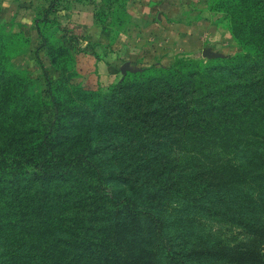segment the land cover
Wrapping results in <instances>:
<instances>
[{
  "label": "trees",
  "instance_id": "obj_1",
  "mask_svg": "<svg viewBox=\"0 0 264 264\" xmlns=\"http://www.w3.org/2000/svg\"><path fill=\"white\" fill-rule=\"evenodd\" d=\"M58 1L40 22L60 30L49 17ZM209 8L223 12L240 53L178 56L126 72L107 92L69 84L76 70L33 91L11 63L28 40L0 22V128L9 130L0 137V264H237L231 250L264 230V0ZM35 27L36 54L68 53L64 36ZM162 145L173 166L162 167ZM121 146L133 156L101 162ZM148 147L156 170L138 166L150 164ZM143 178L164 192L138 189L134 199L104 188L142 189ZM253 252L264 255V243Z\"/></svg>",
  "mask_w": 264,
  "mask_h": 264
},
{
  "label": "crops",
  "instance_id": "obj_2",
  "mask_svg": "<svg viewBox=\"0 0 264 264\" xmlns=\"http://www.w3.org/2000/svg\"><path fill=\"white\" fill-rule=\"evenodd\" d=\"M50 1L0 0V21H19L28 52L39 42L32 17ZM121 9L127 17L120 22ZM49 17L62 27L57 35L77 37L76 68L90 88L115 83L123 70L167 67L178 56L240 51L209 0H59Z\"/></svg>",
  "mask_w": 264,
  "mask_h": 264
},
{
  "label": "rangeland",
  "instance_id": "obj_3",
  "mask_svg": "<svg viewBox=\"0 0 264 264\" xmlns=\"http://www.w3.org/2000/svg\"><path fill=\"white\" fill-rule=\"evenodd\" d=\"M214 12L219 14V16H220L219 19L224 21L227 28H228V22H227V20H225L223 18V12H221V11L220 12L214 11ZM41 17H42V14L34 15L32 17V23H33V27L35 29H36L35 24L37 22L43 31H47V30L55 31V35L59 39H61L64 36V35H61V36L57 35L58 30L55 29V27L52 28L50 26H46V25L42 24L40 22ZM126 17H127L126 14L121 9V12L118 14V17L116 18V20L121 22L124 19L126 20ZM21 18H23L22 14H21ZM27 21H28V19H27ZM1 23H3V22H1ZM5 25L10 30L15 31V32H22L26 36L24 31H22L20 29L21 24L19 23L18 20L12 19L11 21L6 22ZM228 31H229V29H228ZM72 37H73V39L71 40ZM26 38L28 40V45L25 48H23V50L20 54L14 56L12 58L11 63L16 70L20 71L24 75L25 78H27L30 82H32V90L33 91L45 90V88H46L45 76H48L51 79H56L59 76H61L60 72L62 70H64L65 72H72V73H73V71L76 70V75H72V77L69 79V84H71V85H76V86L80 85L86 91H88V90H92V91L100 90L101 92H107L108 91L111 84L106 86L105 88L101 87V86H99L97 88H90L84 84V78H83L84 76L81 75L76 68V56H75V49L77 48L76 44H75L77 41L76 36H67V37L64 36V38L66 39V42H64L63 45L69 51L66 55H63V56H57L53 51L51 53H48V51L46 49L40 50L37 54L35 53V48H34V50H31L30 52H28L29 51L28 46L30 44V38L28 36H26ZM38 39H39V35H38ZM233 41L238 45V43L234 39H233ZM241 51H242V48L240 47L239 53ZM71 56L74 58V64L71 61ZM222 56H226V55H222ZM188 57L194 58L197 60L207 59V56H204L203 54H195V55L188 56ZM38 60L40 63L38 62ZM74 66H75V69H74ZM126 72H129V71H126ZM126 72L124 74H122L120 79L117 80L116 82L122 80L123 77L125 76ZM7 128L8 127L0 128V137L6 136L9 133V130ZM156 149L158 150V152L161 150L160 152L162 153V159H161L162 167H163L162 162H164L165 160H167V163H170L172 166H173V162L171 160H174V162L177 161V158L173 157L174 158L173 159L172 157L169 156V154L167 153V151L163 145H162V148L159 146H156ZM156 149L154 147H148L145 150L142 149V151L145 153L146 160L148 162H150V164L146 163L145 161L139 160V162H141V163H139L138 166L142 167V168L143 167H150V168L155 167V170L158 169V167L160 165H153V162H151L154 159L156 160V157L151 155V152L155 151ZM136 151L137 150L135 149L134 153ZM107 152H108L107 155L103 157L101 162H103V161L118 162L121 160H126L127 158L133 156L132 154H130L129 152H127L125 150L124 146L109 148L107 150ZM190 152H192L191 149H189L188 152H183V155L186 156V154H192ZM221 152H222V150H221ZM223 156H224V154H223ZM154 163L156 164L157 162H154ZM177 172H178V170H174V173H171V175H170L171 180H175V177L177 176L176 175ZM143 179H145V178H143ZM138 186L139 185H137V187L135 186L134 188H131V190H127L126 188H124L120 184H118L112 180H107V181H105L104 188L107 192H110V194L113 193V194L119 195L117 197H121V196L126 194V195L131 196L134 199L139 197L138 196V189L142 190L140 192V194L145 193V191H144L145 188H148L150 193L155 192L157 195L161 194L160 192H164L162 190V188L160 187L162 185H160L159 182L158 183L153 182V180H150V179H145V185L144 184L142 185V187H143L142 189L139 188ZM173 189H175V187H173ZM171 191H173L172 194L175 193V190L169 189L166 194H169V192H171ZM262 243H264V230L261 231V233L255 234V237H253L251 239V243H249V246H247L245 248H239L237 250H231V251H234V252H231L232 258L234 259L236 256L241 257V259L236 260L237 264H257L260 260H264L263 259L264 255L262 252H256L255 253V252H253V250L255 248L257 249L259 246H261ZM249 251L251 252V254H247V253L243 254L244 252H249ZM245 261H246V263H243Z\"/></svg>",
  "mask_w": 264,
  "mask_h": 264
},
{
  "label": "water",
  "instance_id": "obj_4",
  "mask_svg": "<svg viewBox=\"0 0 264 264\" xmlns=\"http://www.w3.org/2000/svg\"><path fill=\"white\" fill-rule=\"evenodd\" d=\"M202 54H203L204 56H207V58L221 56V55H219V54H213V53H210L209 51H204ZM139 70H141V69L123 70V74H124L126 71L134 72V71H139Z\"/></svg>",
  "mask_w": 264,
  "mask_h": 264
}]
</instances>
